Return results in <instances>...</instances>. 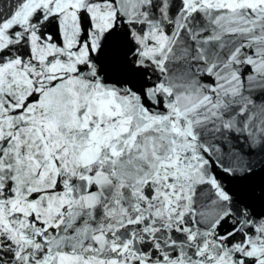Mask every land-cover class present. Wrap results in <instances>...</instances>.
<instances>
[{
  "label": "snow or ice",
  "instance_id": "1",
  "mask_svg": "<svg viewBox=\"0 0 264 264\" xmlns=\"http://www.w3.org/2000/svg\"><path fill=\"white\" fill-rule=\"evenodd\" d=\"M0 264H264V0H0Z\"/></svg>",
  "mask_w": 264,
  "mask_h": 264
}]
</instances>
